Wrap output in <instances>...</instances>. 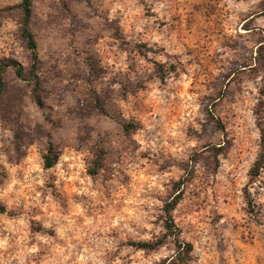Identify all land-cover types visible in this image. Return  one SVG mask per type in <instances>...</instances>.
Instances as JSON below:
<instances>
[{
    "label": "rangeland",
    "instance_id": "rangeland-1",
    "mask_svg": "<svg viewBox=\"0 0 264 264\" xmlns=\"http://www.w3.org/2000/svg\"><path fill=\"white\" fill-rule=\"evenodd\" d=\"M21 2L0 0V63L27 69ZM30 29L44 108L7 69L0 264H178L170 238L131 243L163 237L180 181L186 264H264V0H32Z\"/></svg>",
    "mask_w": 264,
    "mask_h": 264
},
{
    "label": "trees",
    "instance_id": "trees-1",
    "mask_svg": "<svg viewBox=\"0 0 264 264\" xmlns=\"http://www.w3.org/2000/svg\"><path fill=\"white\" fill-rule=\"evenodd\" d=\"M17 9L20 12V22H19V36L22 42L25 45V48L29 54V67L26 69L20 63L14 60H4L0 63V94L4 90V77L7 69H12L15 76L23 82L30 83L32 85V98L34 103L37 105L39 109H43V102L41 99L42 92V83L40 79V59L38 54V47L35 36L31 32V18H32V0H22V2L17 6ZM87 65L89 68H93V62L88 59ZM103 113L104 111L101 110ZM130 125H125L124 130L126 132L129 131ZM261 135V153L258 158L255 160L249 176L252 182H255L260 175L264 172V129L259 128ZM59 152L57 151L55 145L53 144L51 135L47 136L46 148L44 153L42 154V162L43 168L45 170L52 169L58 162ZM104 160V151L96 146L94 152V167L89 170L90 175L94 176L97 174L98 170L102 166V162ZM185 185V182L180 181L177 183L178 190L176 195L172 198L171 201L165 204L163 208V228L165 230V234L155 243L151 242H134L131 243V246L138 250H154L157 247H160L164 244L166 239L170 238L175 247V259L178 264H186L190 260V256L192 253L191 244L184 243L180 240V231L176 227L172 213L177 207V205L182 200V192L181 187ZM6 208L4 206H0V214H5Z\"/></svg>",
    "mask_w": 264,
    "mask_h": 264
},
{
    "label": "clouds",
    "instance_id": "clouds-1",
    "mask_svg": "<svg viewBox=\"0 0 264 264\" xmlns=\"http://www.w3.org/2000/svg\"><path fill=\"white\" fill-rule=\"evenodd\" d=\"M258 2V0H252V3L253 4H255V3H257ZM117 7H119V5H117ZM160 7H163V5H160ZM115 11V8L113 9V12ZM154 11H159V8H156V9H154ZM139 30V29H138ZM51 38H52V36H49L48 37V40H49V42L51 43L52 42V40H51ZM115 87H119V85H115ZM147 238V237H146Z\"/></svg>",
    "mask_w": 264,
    "mask_h": 264
}]
</instances>
